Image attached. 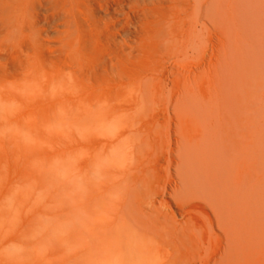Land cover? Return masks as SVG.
Segmentation results:
<instances>
[{
    "label": "bare ground",
    "instance_id": "6f19581e",
    "mask_svg": "<svg viewBox=\"0 0 264 264\" xmlns=\"http://www.w3.org/2000/svg\"><path fill=\"white\" fill-rule=\"evenodd\" d=\"M159 2L165 63L59 105L83 135L11 162L21 171L0 200L16 185L32 191L0 247L48 239H30L47 223L67 234L40 264H264V0ZM77 152L88 192L71 204L69 186L32 164ZM110 152L120 164L93 179Z\"/></svg>",
    "mask_w": 264,
    "mask_h": 264
},
{
    "label": "rangeland",
    "instance_id": "374dc122",
    "mask_svg": "<svg viewBox=\"0 0 264 264\" xmlns=\"http://www.w3.org/2000/svg\"><path fill=\"white\" fill-rule=\"evenodd\" d=\"M164 5L159 0H0V83L13 81L28 92L0 95V102L21 105L0 127L30 130L42 149L60 147L62 136L45 131L60 119V104L85 90H101L105 81L151 75L165 63L156 30ZM32 153L14 139L0 141V165L11 164L0 193L21 171L11 162Z\"/></svg>",
    "mask_w": 264,
    "mask_h": 264
},
{
    "label": "clouds",
    "instance_id": "9594fccd",
    "mask_svg": "<svg viewBox=\"0 0 264 264\" xmlns=\"http://www.w3.org/2000/svg\"><path fill=\"white\" fill-rule=\"evenodd\" d=\"M6 92H15L20 95L28 94L27 89L18 90L13 81L0 83V95ZM20 110L21 105L16 101L0 102V120L15 117ZM60 116V119L46 126V133L62 136L66 140H70L73 133L82 137L81 125L70 123L65 118V113L63 112L60 113ZM6 139H14L25 148H32L38 143L37 138L30 130L17 125L0 127V141ZM84 158L85 154L81 152L67 153L54 157L47 163L34 161L32 167L52 176L58 184H67L69 190L63 193L61 200L75 204L78 199L85 197L88 192L87 183L79 173L78 168L80 161ZM119 164L120 160L113 152H110L108 155L97 154L91 176L93 179H96L100 176L103 168ZM31 191V185H16L7 197L0 200V241L7 239L8 236L13 234L20 223V210L17 205V197L21 193ZM41 198H44L42 193L38 194V199ZM44 232H50V237L32 247L23 244H8L0 247V264H40V262L46 261L52 241L64 237L67 234V228L64 225L51 227L50 224L46 223L38 228L30 239L36 240ZM66 251L68 254H71L75 251V248L66 245Z\"/></svg>",
    "mask_w": 264,
    "mask_h": 264
}]
</instances>
